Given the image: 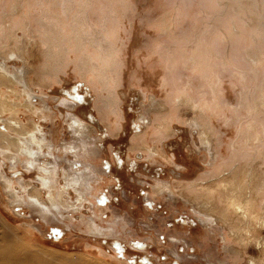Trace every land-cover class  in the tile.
<instances>
[{"label": "rangeland", "instance_id": "1", "mask_svg": "<svg viewBox=\"0 0 264 264\" xmlns=\"http://www.w3.org/2000/svg\"><path fill=\"white\" fill-rule=\"evenodd\" d=\"M76 27L117 51L113 106L103 107L107 91L71 40ZM0 64L24 78L45 117L20 106L19 118L42 124L55 153L71 141L63 120L73 114L88 124L84 141L93 150L85 221L58 212L43 218L0 180V216L32 249L74 264H264L263 227L251 221L235 239V214L225 223L201 204L209 187L208 204L221 209L227 177L264 214V0H0ZM62 97L73 103L60 107ZM162 120L168 137L158 133ZM3 164L14 192L19 176L23 186L34 180ZM89 208L103 237L86 227Z\"/></svg>", "mask_w": 264, "mask_h": 264}, {"label": "bare ground", "instance_id": "2", "mask_svg": "<svg viewBox=\"0 0 264 264\" xmlns=\"http://www.w3.org/2000/svg\"><path fill=\"white\" fill-rule=\"evenodd\" d=\"M77 27L80 28V25H77ZM76 28L70 36L71 40L79 47L85 59L87 56L85 60V66L88 65L87 70L91 72L93 77L97 78L103 89L107 91V97L101 99L103 107L113 106L112 104L116 103L115 89L119 81L116 72L117 51L112 43L103 47L101 45L102 37L101 41L95 35L82 34L80 29ZM85 43L93 48V53L87 54L86 46L85 48L81 46ZM51 45L58 52L63 49L61 40H57L55 43L52 42ZM17 83L22 86L20 93L15 88ZM2 87H5L6 90L3 91ZM10 94L15 96L16 99H20L21 95L25 96L23 103L11 100ZM175 98L178 103L182 101L179 95H176ZM31 100L32 97L24 78L16 79L0 64V180L3 182L4 190L17 201L20 199L24 203L30 204L38 210L43 218H47L48 214L52 215L58 212L59 215L69 213L72 217L79 215L81 221H85V208L88 205L93 206L89 197H91L95 188L92 186L95 173L86 158L93 150L88 149L84 141L88 124L74 114L65 115L63 121L71 141L63 143L55 153V148L45 136L42 124L32 118L27 125L19 118L18 110L21 106L32 117L44 119L43 112L33 106ZM184 102H189V99L184 100ZM72 103L71 99L62 97L59 105L62 108H67ZM4 116L7 117L4 118ZM138 122L143 127L149 126V121L142 118ZM188 123L197 128L200 126L195 120L188 121ZM157 127L161 136L168 137L172 131L165 120H162ZM200 134L204 136L202 131H200ZM144 150L151 156L159 155L155 148L144 147ZM4 161L8 164L9 173L16 172L19 165L27 175L34 174V180L23 186L20 182L22 177L19 176L16 180L19 190L14 192L13 181L8 178L7 173L4 171ZM61 161L65 162V166L60 169ZM158 188L168 190L166 186L161 184L158 185ZM219 188L223 194V198L220 200L222 202L221 209L211 207L208 204V199H211V195L214 193L213 189L209 187L203 188L205 194L202 196L207 200H204L201 204L204 210L209 213L217 211L219 217L223 218L225 223H230L228 217L230 214H235V219L240 225V229L230 231L235 239L242 241L241 227L250 228L249 223L251 221L255 225L264 228V214L259 215L252 211L254 199L251 198L250 193H240L243 189L242 185L236 186L231 182V179L226 177L219 183ZM20 190L24 193L23 197L19 195ZM89 210L92 216H88L87 222H85L89 233L91 236L103 237V227L97 223L96 210L90 208ZM203 214L202 218L204 220L202 221L206 222L211 219L210 214L206 212ZM10 227L0 216V264H74L67 260L51 257L43 251L32 249L30 245L22 241L17 230ZM251 264L254 263L251 262Z\"/></svg>", "mask_w": 264, "mask_h": 264}]
</instances>
